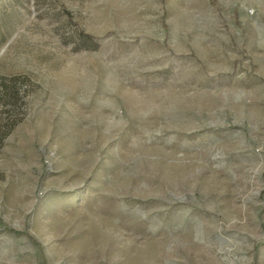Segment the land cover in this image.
<instances>
[{
    "label": "rangeland",
    "instance_id": "1",
    "mask_svg": "<svg viewBox=\"0 0 264 264\" xmlns=\"http://www.w3.org/2000/svg\"><path fill=\"white\" fill-rule=\"evenodd\" d=\"M0 264H264V0H0Z\"/></svg>",
    "mask_w": 264,
    "mask_h": 264
},
{
    "label": "trees",
    "instance_id": "2",
    "mask_svg": "<svg viewBox=\"0 0 264 264\" xmlns=\"http://www.w3.org/2000/svg\"><path fill=\"white\" fill-rule=\"evenodd\" d=\"M81 36H82V38H83L84 40H87L86 38H88V39L90 38L89 35H83V34H82ZM89 42H90V41H89ZM86 44H87V43H86ZM86 44H85V47H86V48H90V46H89V45L87 46ZM93 46H94V45H93Z\"/></svg>",
    "mask_w": 264,
    "mask_h": 264
}]
</instances>
